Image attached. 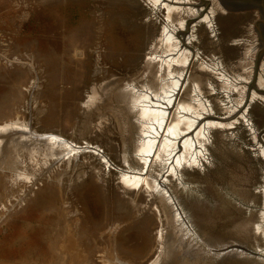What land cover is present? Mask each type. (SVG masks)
I'll list each match as a JSON object with an SVG mask.
<instances>
[{
  "label": "rangeland",
  "instance_id": "rangeland-1",
  "mask_svg": "<svg viewBox=\"0 0 264 264\" xmlns=\"http://www.w3.org/2000/svg\"><path fill=\"white\" fill-rule=\"evenodd\" d=\"M173 1L0 0V264H151L264 229L258 14ZM184 21L189 68L168 62ZM172 74L188 85L148 169L143 94Z\"/></svg>",
  "mask_w": 264,
  "mask_h": 264
},
{
  "label": "water",
  "instance_id": "water-1",
  "mask_svg": "<svg viewBox=\"0 0 264 264\" xmlns=\"http://www.w3.org/2000/svg\"><path fill=\"white\" fill-rule=\"evenodd\" d=\"M215 1L221 6L234 4L239 11L251 9L258 13L264 51V0ZM151 264H264V229H236L196 240Z\"/></svg>",
  "mask_w": 264,
  "mask_h": 264
},
{
  "label": "bare ground",
  "instance_id": "bare-ground-1",
  "mask_svg": "<svg viewBox=\"0 0 264 264\" xmlns=\"http://www.w3.org/2000/svg\"><path fill=\"white\" fill-rule=\"evenodd\" d=\"M168 2V3H172L174 4L173 0H156V2ZM206 5V4H204ZM221 6V5H220ZM207 8V5H206ZM221 8L223 10H227L228 12L232 13V12H240L238 10V7H236L234 4L232 5H227L226 6H221ZM205 13V12H204ZM203 13V14H204ZM203 14H200L199 17ZM258 14V13H257ZM210 15L207 16V18L203 19V22L205 23H210L211 19L209 18ZM190 22V20L188 21ZM185 23L184 26H181V30L178 31L177 33L178 36H175L174 32H168L167 34V42L169 43H173L174 40L176 39V37L181 40L182 44L184 45V47H176L174 50H172L171 55L168 57V62L170 64H176L177 62H180L181 65L185 68H189L192 64V60L190 59V57H188L184 52L183 49L181 48H187L188 44H189V37H187L188 35L186 34V31L188 26H187V21L183 22ZM200 23V22H199ZM259 26V24H258ZM254 27V26H253ZM256 34L258 35V44H260V31L258 29V32L256 30ZM177 35V34H176ZM260 49H259V54H260ZM264 54V51L262 52ZM262 53L260 55H262ZM187 74H183L182 76H177L176 74H172L170 77V80L172 81V85H174L170 92L168 93V95L166 97H159L157 95H155L152 91L147 90L146 94H143V98L145 101H147L146 103V110L148 112L151 113H158V115H160V118L162 119V121L159 120V117L157 116L159 123L158 125H154L153 126V130L156 131V133L151 137L153 139L152 143L153 145H151L150 147V152L148 153V155H146L145 157H143V161L145 162V164L148 166V169H150L153 160L155 159L157 152L160 148V145L164 142L165 140V136H167V133H169V129H167L168 127V123L170 120H172L171 118L178 116L181 111V108L178 106V98L181 95V93L186 89V86L188 85L187 83ZM258 95L263 94L262 92L257 93ZM154 116H156L155 114H152ZM218 126H221L222 124H217ZM209 127V125H208ZM175 141H181L184 137H186V135H181L180 133L176 132L175 133ZM190 135V134H189ZM185 143H187L185 141ZM192 143V140H190L189 144ZM180 145V143H176V145ZM177 154V149L175 151H173L170 155V159L169 162L171 164H175V163H181L183 160H185V158L183 156L180 157H176ZM186 161V160H185Z\"/></svg>",
  "mask_w": 264,
  "mask_h": 264
}]
</instances>
